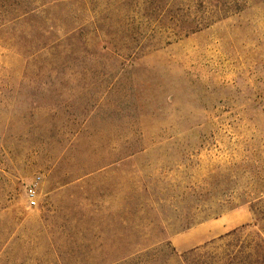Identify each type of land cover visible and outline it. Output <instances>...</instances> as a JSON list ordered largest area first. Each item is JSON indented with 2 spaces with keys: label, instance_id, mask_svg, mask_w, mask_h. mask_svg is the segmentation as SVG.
I'll use <instances>...</instances> for the list:
<instances>
[{
  "label": "rangeland",
  "instance_id": "374dc122",
  "mask_svg": "<svg viewBox=\"0 0 264 264\" xmlns=\"http://www.w3.org/2000/svg\"><path fill=\"white\" fill-rule=\"evenodd\" d=\"M195 248L264 264V0H0V264Z\"/></svg>",
  "mask_w": 264,
  "mask_h": 264
},
{
  "label": "crops",
  "instance_id": "0c3cea01",
  "mask_svg": "<svg viewBox=\"0 0 264 264\" xmlns=\"http://www.w3.org/2000/svg\"><path fill=\"white\" fill-rule=\"evenodd\" d=\"M251 214L246 207L229 210L218 217L207 220L197 226V234L205 233L204 239L210 240L230 229H234L250 220ZM200 232V233H199ZM190 245L184 248H188Z\"/></svg>",
  "mask_w": 264,
  "mask_h": 264
},
{
  "label": "trees",
  "instance_id": "16d2710c",
  "mask_svg": "<svg viewBox=\"0 0 264 264\" xmlns=\"http://www.w3.org/2000/svg\"><path fill=\"white\" fill-rule=\"evenodd\" d=\"M219 214H214L215 216H218ZM208 218V216H207ZM237 231V229H233L231 232H227L224 235H221L217 240L223 239L225 236H228L230 234H233ZM215 241H210L209 244L214 243ZM208 244L204 245L202 248H206ZM201 248H195L191 249L185 253H182L179 255L178 262L179 264H207V251L200 253ZM201 254V255H200Z\"/></svg>",
  "mask_w": 264,
  "mask_h": 264
},
{
  "label": "built area",
  "instance_id": "2783aa9c",
  "mask_svg": "<svg viewBox=\"0 0 264 264\" xmlns=\"http://www.w3.org/2000/svg\"><path fill=\"white\" fill-rule=\"evenodd\" d=\"M38 178H35L26 186V196L30 205H35Z\"/></svg>",
  "mask_w": 264,
  "mask_h": 264
}]
</instances>
